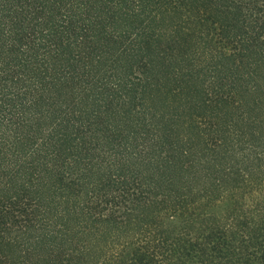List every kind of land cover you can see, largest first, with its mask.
Masks as SVG:
<instances>
[{
    "label": "trees",
    "instance_id": "16d2710c",
    "mask_svg": "<svg viewBox=\"0 0 264 264\" xmlns=\"http://www.w3.org/2000/svg\"><path fill=\"white\" fill-rule=\"evenodd\" d=\"M95 1L97 12L87 7ZM224 1L222 10L211 12L187 0H0V177L22 182L21 192L11 195L0 181V214L30 229H50L54 218L76 214V231L106 236L100 246L66 242L61 254L50 246L40 263L87 255L84 264H264V127L255 126L246 103L258 92L264 102V51L247 47L264 42V0ZM98 31L118 41L119 55L139 56V64L116 61L105 78L87 63L79 66L91 56L81 46L97 42ZM168 37L187 49L177 67L185 65L176 69L192 83L201 81L204 109L185 123L206 153L180 167L182 179L170 190L158 181L172 183V143L189 138L171 127L163 136L158 121L168 109L176 115L175 100L151 97L157 83L147 70L153 63L148 49ZM66 81L75 84L71 95L55 96L53 88ZM179 89L174 84L168 93L175 97ZM130 91L141 99L142 121L133 133L137 127L143 140L134 145L125 120L108 115L101 123L109 136L115 132L114 144L106 135L90 136L86 146L90 137L79 134L100 123L97 107L113 104L110 96L124 103ZM218 100L232 103L238 114L215 110ZM53 103H59L56 116ZM40 119L35 136L25 131ZM101 172L105 177L97 176ZM219 173L234 175L233 181L225 185ZM74 185L81 187L77 193ZM63 227L55 231L68 233ZM40 242L36 236L33 244Z\"/></svg>",
    "mask_w": 264,
    "mask_h": 264
},
{
    "label": "rangeland",
    "instance_id": "374dc122",
    "mask_svg": "<svg viewBox=\"0 0 264 264\" xmlns=\"http://www.w3.org/2000/svg\"><path fill=\"white\" fill-rule=\"evenodd\" d=\"M154 2V0H151ZM191 4H195L194 6H201L202 8L209 9L211 12L219 11L223 9V5L225 2L224 0H187ZM52 2H57V5H61L64 0H52ZM94 4V3H93ZM87 4V7L92 10L93 8H96L94 12H97L96 7V1L95 4ZM156 5L152 3V7H155ZM36 13V11L34 12ZM33 13V14H34ZM109 13V12H108ZM34 17L40 18L44 16L43 13L40 15H33ZM107 19V18H106ZM107 20H110L108 17ZM117 20V19H116ZM171 20V18H169ZM33 22V21H32ZM98 39L97 42L93 43V45L89 46L88 44L86 46H81V51L84 53L91 52L90 55H84L87 57H84L82 60L78 61V65L82 66V64L87 63L92 68H97V70L100 71L99 76L105 78L107 75V71H109V67L113 64H116V61H120L123 63H126L128 65H138V59L139 56L136 54H132V52L128 54H122L119 55V43L118 41H115L114 38L108 37L107 35L100 34L98 31ZM173 37H176L175 35H170ZM177 39V37H176ZM153 45L151 48L148 49V52L151 54L148 56L149 59H152L153 62L151 65V68H147L150 72V76H152V72L155 74L153 77V80H156L152 96H156L157 100H161L163 96H169L171 100L174 101V107L175 111L177 112L176 115H174V112H172L170 109L167 110V114L164 115V118L162 119V122L158 121V124L161 125V129L163 130V136L167 135V129L171 127L175 132L178 131L180 133L187 132L189 143L186 144L183 141H175L173 142V148L174 151L172 152V155L170 160L173 162V169L171 174L169 175L173 176V181L171 184H167L164 181H158V185L160 188H167L170 190L175 189L179 183L181 178V169L180 167L189 159H192L193 156L197 153V155H204L206 154L203 149V142L201 143V139L199 136L195 134L194 131L191 132L188 125L185 123L187 121V118L190 114L200 111L204 109V106L202 104L203 100V94L198 89V85H200L201 81L193 82L190 80L187 76L186 71H178L176 68H183L185 63L182 61L181 66H178V62L182 58V54L187 52V49L184 45V43H179L177 40H173V38L168 37L166 39H157L155 43H152ZM249 50L252 49L263 52L264 51V42L262 41V44L257 42V39L252 43H249L248 46ZM210 49V48H209ZM207 49V50H209ZM220 49L228 50L226 48L221 47ZM104 50L103 52H101ZM117 54V57L114 56ZM175 55V56H174ZM248 56H252L250 53H247ZM219 56H225V55H219ZM116 57V58H115ZM228 59V58H226ZM226 59H222L223 65L225 67L231 65L229 64V61ZM114 61V62H113ZM231 62V61H230ZM228 63L229 65H227ZM96 70V69H93ZM152 71V72H151ZM208 73L204 74L202 77L206 76ZM60 84V86L53 88V92L55 96H62V94H65L67 96H70L73 92V88L75 87V84L72 81H66ZM179 85L180 89L179 92L175 97L173 95L169 94L170 88L174 85ZM138 90V89H137ZM137 92H128L126 95V99L124 103H121V100H118V102L115 101V99L110 96L113 104H111L108 108L105 106L97 107L99 108V117L95 121L100 123H95L96 127L91 130L90 133H84L81 132L79 135L83 138H88L94 136L92 141H95L96 139H104L105 135L108 136V138H105L108 143H113L114 140L113 137L115 132H113V136H109V131L106 130L103 123V117H107L110 115L112 118H120L122 117L125 120V130L128 132L132 137L131 142L134 145H138V143L141 141V138L143 140V137L141 133L139 132L138 128L135 127L136 134L133 133V125H139L142 121V115L140 114L139 105L137 104L138 101L141 99L137 97ZM259 98V100L257 99ZM248 102H245L248 104V111L250 110V113L254 119H256L255 126L259 128H263L264 126V102H260V95L259 92L254 95L247 96L246 98ZM257 99V100H256ZM40 103H42V100H40ZM121 108L119 109V113L114 112V107ZM213 106L215 110H220L223 113H228L232 116H235L238 114V110L235 106H233L232 103L228 101H222L218 100L216 102H213ZM51 110L52 116H56L59 114V103H53L49 106ZM137 109V110H136ZM134 110L133 116H131L132 112ZM138 115H136V114ZM48 120V118H45ZM43 119H40L36 125L33 126V128H26L25 131L27 133L32 134V136H35L37 133V130L39 126H42ZM140 126V125H139ZM36 131V132H35ZM78 135V136H79ZM91 137L89 139H85L86 146H90ZM141 137V138H140ZM62 142V141H61ZM60 142V143H61ZM112 144V145H113ZM65 146V142H62L60 146V151ZM195 147L197 148L195 151L190 152V155L186 154V148L189 150V148ZM228 155V154H227ZM196 156L193 160H195ZM168 159V157H167ZM37 170H40V168H37ZM41 171V170H40ZM197 175H199V172H196ZM194 173V175H196ZM105 172H101L100 175H97L100 178L105 177ZM186 177H190L191 180H193V170H188L185 172ZM219 178H225L227 177V180L223 181L225 185H228L231 183L234 178V175L226 176L223 173L218 174ZM233 176V177H232ZM202 177V176H200ZM185 178V177H184ZM52 178H47L48 180H51ZM158 180V177L156 178ZM0 181L9 184V187L11 189H7L6 193L11 194L12 192H21L20 184L22 182H16V181H6L5 177H0ZM0 184V185H5ZM81 188L80 185H74L73 186V192L77 193L76 190ZM76 189V190H75ZM178 191V190H177ZM176 192V191H172ZM52 192L48 191V196L51 197ZM82 195V194H81ZM65 204V203H64ZM53 205L52 207H54ZM69 206V205H67ZM158 205H153L149 209V213L154 212ZM143 210V207L139 209L141 212ZM48 213H46V216H51L53 210L51 208H47ZM79 218L76 214H68L64 215L58 218H54L52 228H47V226L44 224L42 225L41 229H30L27 226L20 225V223H14L8 220V218H4L0 214V264H42L40 262V257H42L45 253L49 251V247L53 246L58 251H60V254L65 246L66 242H75L76 240H82L84 242V239L92 242L94 244H98V246L101 245L106 240L105 234H98L99 236H95L89 233L84 232L85 229L82 231H76V222H79ZM64 226L63 228H69L68 233L62 234L59 232H56L55 229L59 228L60 226ZM49 227V226H48ZM102 228H99V230ZM38 236L41 239V242L39 244H33L34 238ZM31 246V247H30ZM34 248V249H33ZM94 258L97 254L96 250L94 249V252L92 253ZM62 256L58 257V263L57 264H84L86 260H89V257L87 255L83 256H77L72 255L67 260H62ZM64 261V262H63ZM93 263V262H92ZM45 264V263H43Z\"/></svg>",
    "mask_w": 264,
    "mask_h": 264
}]
</instances>
